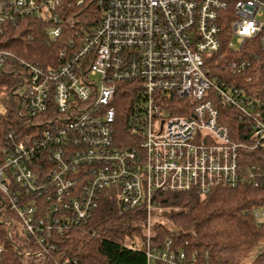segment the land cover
I'll list each match as a JSON object with an SVG mask.
<instances>
[{
    "label": "built area",
    "instance_id": "obj_1",
    "mask_svg": "<svg viewBox=\"0 0 264 264\" xmlns=\"http://www.w3.org/2000/svg\"><path fill=\"white\" fill-rule=\"evenodd\" d=\"M97 6L98 24L67 39L54 66L0 50V70L17 79L10 97L0 93L1 120L4 104L14 105L0 133V264H77L57 256V238L85 225L107 193L120 214L149 218L161 209L160 193L205 195L263 182L264 78L251 62L264 56V0ZM60 8V0H0V25L49 17L46 34L55 42L64 33ZM224 44L236 56L226 63L230 75H211L208 63ZM122 86L135 94L131 147L118 146L114 132ZM225 107L250 129L247 142L233 139ZM252 214L264 220V206ZM144 236L148 264H208L206 253L200 261L156 249ZM122 245L135 249L131 238Z\"/></svg>",
    "mask_w": 264,
    "mask_h": 264
},
{
    "label": "trees",
    "instance_id": "obj_2",
    "mask_svg": "<svg viewBox=\"0 0 264 264\" xmlns=\"http://www.w3.org/2000/svg\"><path fill=\"white\" fill-rule=\"evenodd\" d=\"M60 1L58 16L62 19L64 33L57 41L50 42L47 37L46 30L53 26L49 17L14 19L0 25V50L11 52L16 60L43 68L56 65L58 51L64 47L65 41L75 38L76 33L88 34L101 18L97 0H82L79 5L78 0ZM67 19L74 20L72 27L67 25ZM254 51L257 52L256 49ZM235 58L227 44L222 45L220 52L208 63L210 74L228 77L230 71L226 63ZM257 58L256 64L255 61L251 64L257 68L256 75L264 78V56L257 54ZM16 68L17 65L12 67ZM16 80L11 72L0 70V93L3 97H10ZM134 95L126 86L117 91L114 132L121 147L135 146L130 138ZM13 107L4 104L8 118L12 116ZM222 113L233 139L247 142L250 129L243 120L239 121L238 113L226 107ZM7 117L0 119L1 134L8 126L10 119ZM249 159L255 162L256 157L251 154ZM155 198L157 206L165 209L168 224L152 228L149 243L153 248L184 252L188 257L196 254L200 261L206 253L208 264H243L264 241V220H257L252 214L254 208L264 206V179L256 188H217L205 195L195 192L160 193ZM143 218L140 213L120 214L115 197L107 193L85 225L57 238V256L76 260L77 264H148L142 239ZM125 238L132 239L135 249L123 247ZM152 264L165 263L155 261ZM248 264H264V252L257 254Z\"/></svg>",
    "mask_w": 264,
    "mask_h": 264
},
{
    "label": "rangeland",
    "instance_id": "obj_3",
    "mask_svg": "<svg viewBox=\"0 0 264 264\" xmlns=\"http://www.w3.org/2000/svg\"><path fill=\"white\" fill-rule=\"evenodd\" d=\"M229 41L235 45V42H234V39H231L229 38ZM96 80H98V77L95 78ZM1 101V99H0ZM3 104V103H2ZM1 102H0V108H1ZM164 211L165 209L161 208V209H157L155 211H153L149 218L144 215L143 213H140L144 218H143V222H142V239H145V236L147 234V231L149 232V235L151 237V230L153 227L155 226H160V225H167L168 224V221L166 219V217L164 216ZM167 211V210H166ZM138 238V241H140L139 237ZM138 248L141 249V246L138 245ZM260 252H264V241L259 244L255 249L254 251L251 253V255L248 257L247 260H244L243 264H248L252 261V259L257 255L259 254Z\"/></svg>",
    "mask_w": 264,
    "mask_h": 264
}]
</instances>
